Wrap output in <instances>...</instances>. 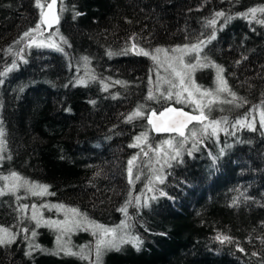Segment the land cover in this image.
<instances>
[{
	"label": "trees",
	"instance_id": "16d2710c",
	"mask_svg": "<svg viewBox=\"0 0 264 264\" xmlns=\"http://www.w3.org/2000/svg\"><path fill=\"white\" fill-rule=\"evenodd\" d=\"M49 1L39 0L38 6L37 0H0V72L13 61L17 65L0 76V175L16 172L55 193L0 196V226L18 233L14 243L0 246V264H94V247L85 249L88 260L53 254L59 232L35 228L31 206L37 205L44 219L56 220L62 211L40 205L63 204L115 227L125 219L118 209L130 199V232L143 241L140 251L124 244L120 251L106 252L102 264H264V127L258 119H249L250 113L264 112V24L258 22L264 13L257 12L256 19L241 15L264 8V0H57L59 23L47 31L41 21ZM220 12L224 15L216 16ZM212 19L216 24L210 26ZM37 23L39 32L21 40ZM213 34L216 38L203 48L201 59L206 56L225 69L236 99L214 104L209 119H221L217 111L223 110L228 123L221 127L227 131L203 138L191 155L182 150L177 160H169V167L147 145H161L177 134L154 131L145 117L150 109L159 112L178 105L174 99L159 98L156 91L157 73L170 74L150 57L137 55L132 45L154 52ZM33 38L37 43L29 46ZM41 42H54L63 51L37 46ZM159 59L164 61V53ZM215 75L206 68L197 70L194 79L203 88H214ZM80 79L86 83H77ZM149 89L158 99H146ZM220 99L233 97L223 93ZM140 104L145 117L128 121ZM179 104L197 114L194 106ZM242 119L255 130L232 127ZM190 126L199 135L201 124ZM141 133L148 136L142 145L147 156L139 147H130ZM191 146L189 140L185 149ZM133 157L137 159L130 184L128 161ZM154 169L163 184L149 185ZM21 205L29 207L20 210ZM217 234L229 236L232 243H221ZM65 237L74 252L95 241L82 228Z\"/></svg>",
	"mask_w": 264,
	"mask_h": 264
},
{
	"label": "snow or ice",
	"instance_id": "6c2138e0",
	"mask_svg": "<svg viewBox=\"0 0 264 264\" xmlns=\"http://www.w3.org/2000/svg\"><path fill=\"white\" fill-rule=\"evenodd\" d=\"M37 4L39 6V0H37ZM56 4V0H52V3L48 5L51 9ZM63 11V7L60 9ZM261 12L264 13V8H252L246 13H242L241 15L247 17L251 15L253 19H256V13ZM75 15H80V13H76ZM222 12L217 13L216 16H223ZM75 18V17H74ZM55 23H59V18L57 16L53 17ZM42 23H48L46 19L41 21ZM261 24H264V19L258 21ZM210 26L216 24V19H212L208 22ZM51 27V24H49ZM41 28V23H37L34 29H30L29 31L24 32L23 36L20 37L21 40L29 37L32 32H39ZM59 32V29H56V33ZM42 34V33H41ZM215 35H211L208 39H198L196 43L185 44L183 46H176L172 49H162L156 48L154 52H149L140 48L137 50L136 45H132V49L136 51L137 55H143L150 57L154 62L158 64L159 67H163L166 72L170 74V78L161 77L159 73H157V87L156 91L159 93V98H164L167 100H175L176 103H184L186 105L194 106V111H197V115H192L189 112L184 111L182 108H174L167 107L162 111L157 112L155 109H150L149 114L145 117V106L144 104H140L137 106L136 110L131 113L126 119L128 121L133 120L136 117H145L149 125L152 126V129L156 132H168V133H176V137H171L167 140H164L161 145H157L153 147L152 145H147L149 150L156 153L158 157L161 155L164 157V163L169 167L171 164L169 160H177L182 153V150L187 151L188 155L192 154V151L197 148L198 143H203V138H207L209 136H217L220 131H227L226 128H222V124H227V117H221V119H209V116L213 110V105L217 103H233L236 99L235 93L231 92L228 88L227 81L224 78L223 73L225 69L214 62L208 61L207 57H203L201 59L200 53L203 51V48L207 46L211 40H214ZM60 39L66 44L67 40L64 37H60ZM20 41H16L19 43ZM36 39L33 38L29 46L31 44H36ZM37 46H47L55 48L57 51H63L56 43L52 42L47 45H44L43 42L37 44ZM11 51V48H9ZM164 53V61L161 62L159 59V54ZM174 53H179V55H173ZM109 56L113 55L112 52L108 53ZM186 57L189 59L186 60ZM84 61L87 63L88 58L84 57ZM26 62V61H25ZM17 67L16 62L13 61L10 68H7L4 72H0V76H6L8 72L12 71ZM206 68H211L215 70V87L214 88H203L201 85H198L194 79V73L197 70H202ZM95 79L94 76L91 77ZM151 82V81H150ZM0 83H3V80H0ZM79 84H85V80L80 79L77 81ZM117 83H120L119 81ZM161 83L168 85V87L161 91L160 85ZM107 88V85H105ZM228 93L233 97L232 100H221L220 94ZM147 100H156L158 97L154 95L152 89H149L148 95L146 97ZM92 103H95L94 101ZM207 110V113L205 112ZM193 121H196L201 124V129L199 131V135L197 131L189 129L188 134L186 135L185 129H188V125ZM247 126L253 130H255L254 125L252 123H248L245 125L244 120H237L232 127ZM260 126L264 127V112H261L260 118ZM4 135L3 130L0 129V137ZM180 137L182 139H177ZM148 136L147 133H141L135 138V143L130 145V147H139L141 152L145 156L148 155V152L144 150L142 145L147 143ZM192 141L191 148L185 149V145ZM175 141V142H174ZM167 146V151L164 149V146ZM3 156H0V159H3ZM11 157H8L10 159ZM137 157H133L128 161V176L129 183L132 184L133 180V164ZM157 163H160V160H157ZM154 171H156L154 169ZM159 171H163V165L159 169ZM99 174V173H97ZM140 177L136 176L135 179L138 180ZM0 181H4L2 185H0V196L7 195L9 193L15 194L18 189L25 188L33 196H45V195H54L55 193H49L48 185L37 184L35 182H29L28 180L23 179L16 172H11L9 175H0ZM22 181V182H21ZM158 181L163 184L164 179L160 175H155L153 179L149 180V185H153L154 182ZM148 191H153V187H148ZM160 195H166L163 191L160 192ZM153 196L151 199H155ZM17 200L20 199L19 196L16 197ZM135 202L137 205L140 204V197H135ZM132 203V200H128L125 204L118 209L123 215L125 219L120 222V224L115 227H108L104 224H100L96 221L89 220L86 213L80 212L77 208H67L63 204L58 205H46L41 204L40 208H55L57 211H63L65 213L63 220H51L44 219L42 213H39L37 205L33 204L32 214L30 219L35 222V228H39L41 226L49 227L54 230H57L60 234L57 236V244L58 251L53 254H59V252H63L65 255L78 256L83 260H88L89 255L85 252V249H91L94 247L95 252V260L94 264H102V258L104 254L108 251H120L121 246L124 244H131L136 251H140V246L143 243L142 240L138 236L132 235L130 229L132 225L129 223L130 217L128 215V207ZM145 206H147V200L145 201ZM29 206L21 205L20 210H25ZM90 231L92 236L95 238L94 245L91 243L89 245H83L80 247V250L77 252L72 251L67 244L61 245V239L63 236L70 234L73 230ZM23 232L27 233L29 231L28 228L22 229ZM18 233L12 231V229L7 227L0 226V246H6L14 243L17 239ZM37 232L35 229L31 231V236L35 237ZM27 238V237H25ZM215 239L219 240L221 243L227 241L228 243H232V239L229 236L217 234ZM30 248L33 245H29ZM35 247H39L36 245ZM243 251V249H239ZM26 255H31V251L27 252ZM256 255V253H253Z\"/></svg>",
	"mask_w": 264,
	"mask_h": 264
},
{
	"label": "rangeland",
	"instance_id": "374dc122",
	"mask_svg": "<svg viewBox=\"0 0 264 264\" xmlns=\"http://www.w3.org/2000/svg\"><path fill=\"white\" fill-rule=\"evenodd\" d=\"M52 1V0H51ZM51 1H49L47 4H46V6H45V8H44V11H43V13H42V20H43V14L45 13V11L47 10V8H48V5L51 3ZM57 1V0H56ZM56 6H57V4H56ZM44 30H47V31H49L48 30V28H47V26L45 25V27H44ZM179 55V54H178ZM187 59H189V57H186V60ZM164 77H166V75L164 76ZM168 87V85H166V84H163V83H161V85H160V89H161V91H164L166 88ZM223 93H221L220 94V96L222 95ZM178 105H181V104H178ZM177 104H170L169 106H167V107H174V108H180L181 106H178ZM166 107V108H167ZM165 109V108H164ZM182 109H184V108H182ZM185 110V109H184ZM186 111H188V110H186ZM194 115H197L198 114V112H197V114H195V113H193ZM250 116H249V119H251L250 121L251 122H255V119H258L259 121H260V118H261V111L260 110H258V112L256 113V114H253V113H250L249 114ZM248 119V120H249ZM242 120H244V119H242ZM244 121H246V120H244ZM194 122H196V121H194ZM192 124V123H191ZM190 124V125H191ZM190 125H188V129H185V132H186V135L188 134V131H189V129H191V130H195L194 129V127H191ZM190 126V127H189ZM196 128H197V126H196ZM160 133H165V134H167L168 132H160ZM176 134V133H175ZM170 136V135H169ZM1 138L2 137H0V150L2 149V142H1ZM182 139V138H181ZM165 148H167V146H164V149ZM166 151H167V149H166ZM158 156H156L155 158H157ZM159 158H161L162 160H163V156L161 155ZM160 160V159H159ZM161 161V160H160ZM152 163V162H151ZM158 165H159V163H158ZM155 174H156V171H155ZM137 176H138V173L136 174ZM157 175V174H156ZM22 182V181H21ZM138 189H140V186H138L137 187ZM19 191H23L24 192V194L26 195L27 194V191L25 190V188H20V189H18L17 190V192H19ZM146 191V190H145ZM119 194H121V196L123 195V193H122V191L119 193ZM39 201L40 200H43V198L42 199H39V198H37ZM58 215H57V219L56 220H63L64 219V216H65V213L62 211V214L59 212V213H57ZM50 215V214H49ZM51 216V215H50ZM77 231H79V230H73L72 232H77ZM72 232L70 233V234H68L67 236H69V235H71L72 234ZM60 234V233H59ZM66 236V235H65ZM65 236H63L62 237V239H61V245H64V244H67V239L68 238H66ZM71 237V236H70ZM69 242H70V240H69Z\"/></svg>",
	"mask_w": 264,
	"mask_h": 264
},
{
	"label": "water",
	"instance_id": "95a60500",
	"mask_svg": "<svg viewBox=\"0 0 264 264\" xmlns=\"http://www.w3.org/2000/svg\"><path fill=\"white\" fill-rule=\"evenodd\" d=\"M51 3H52V1H51ZM54 16H57L59 18L56 4L51 9L48 7L47 10L45 11V13L43 14V20L46 19L48 21L47 24L44 23L47 26L48 30L53 28V27H56L58 25V23L54 22V19H53ZM49 24H51V27H49ZM184 111H186V110H184ZM186 112H189L190 114L194 115L190 111H186Z\"/></svg>",
	"mask_w": 264,
	"mask_h": 264
},
{
	"label": "bare ground",
	"instance_id": "6f19581e",
	"mask_svg": "<svg viewBox=\"0 0 264 264\" xmlns=\"http://www.w3.org/2000/svg\"><path fill=\"white\" fill-rule=\"evenodd\" d=\"M185 110H187V109H185ZM189 111V110H188ZM221 111H223V110H221V109H218V111H217V113L220 115V117L219 118H221V117H225V116H223L221 113Z\"/></svg>",
	"mask_w": 264,
	"mask_h": 264
}]
</instances>
